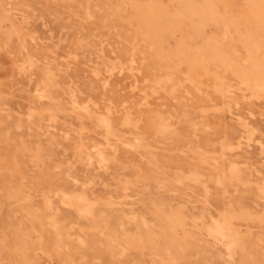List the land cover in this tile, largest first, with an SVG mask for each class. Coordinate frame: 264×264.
Masks as SVG:
<instances>
[{
  "label": "rangeland",
  "instance_id": "374dc122",
  "mask_svg": "<svg viewBox=\"0 0 264 264\" xmlns=\"http://www.w3.org/2000/svg\"><path fill=\"white\" fill-rule=\"evenodd\" d=\"M217 4L251 26L245 0ZM177 10L175 0H0V264H264V99L233 68L187 63L180 45L200 58L213 39L247 69L255 50L234 28L200 32ZM28 57L36 65L23 71ZM47 67L65 106L56 121L38 117L50 100L33 93ZM81 144L103 149L105 165H90ZM65 193H85L89 214L63 205ZM226 220L242 237L232 255L209 234Z\"/></svg>",
  "mask_w": 264,
  "mask_h": 264
},
{
  "label": "bare ground",
  "instance_id": "6f19581e",
  "mask_svg": "<svg viewBox=\"0 0 264 264\" xmlns=\"http://www.w3.org/2000/svg\"><path fill=\"white\" fill-rule=\"evenodd\" d=\"M175 1L177 2V5H178V10H177L178 12L177 13L179 15L185 17V18L190 19L191 21L192 20L194 22L196 21L197 22V30H199L200 32H202V31L205 32V27L207 25H210V24L223 25L225 27V29H227L229 31H231V28H234L236 34L238 35V40L240 41V43L245 47L250 46L252 49L255 50V54H256V55L252 56V58L250 59L251 60L250 68H248V69L243 68L234 60L233 56L230 53H227L221 47L222 45L221 46L219 45L218 41L216 42L215 40L210 39L205 44L204 47L202 46L201 48H199V49H202L201 53L203 54V57L200 56V58L194 57L191 50H188L187 48H185V46L180 45V47H181L180 50L185 49L187 52V55H188L187 63H189V64H192V63L200 64V63H203L207 60L213 66L219 65V66H223L226 68H233L235 75L240 79L241 86H243L244 88L246 87V89H248V90H251L253 95H256L257 97H261V98L263 97V99H264V0H245L246 14H245L244 18H245V20H247L246 22H248V23L251 22V24H250L251 26H247L244 23L241 24L240 23L241 21H239L237 18H232L231 16H229V14L222 13L219 9L218 4H217V0H175ZM238 18H240V17H238ZM4 23H5V20H0V25H1L2 29H3ZM242 25L243 26L246 25V27L244 26L245 30L241 29ZM2 29H1V31H2ZM7 29L8 30L4 29L5 30L4 32L7 33L9 37L11 35L17 33L16 30L11 25ZM18 34H19V32H18ZM228 34H229V32H228ZM230 34H231V32H230ZM8 40L9 39H7V41ZM34 65H36V62L34 61L33 57H28L23 62L21 69L23 71H30ZM131 67H133V66H131ZM116 68H117V66H116ZM130 70L134 71L133 68H131ZM205 70L209 71L210 69L207 68ZM120 71H122V70L120 69ZM56 77H57V75L49 67L44 68L43 73H42V79H41L40 83L37 85V87L34 88V90H33L34 97L37 99V101L41 102V100L43 101V99H45V98H47L51 101V103L49 101V104H47L46 106H42L41 112H39V113L37 112V114L39 115L38 117H40V115L42 116L43 114H45V115H48V119H50V118H51V120L55 119V121L58 119V113L61 111H64V107H65L64 106L63 108H61L57 103H53V98L50 97V87H51L52 83H54L56 81ZM170 80H171V78H170ZM162 81H163V79H162ZM179 84L181 85V83H179ZM220 85L223 88V85H224L223 82H221ZM230 88H231V86H228V89H226L227 90L226 93L231 92ZM174 90H172V91L174 92ZM72 98H73L72 99V105H73V108H75L77 101L75 100L74 94H73ZM63 105H65V104H63ZM28 111H27V113H28ZM30 111H31V109H30ZM83 111L89 115L91 114V111L89 110L88 106H84L83 108L81 107L80 109L77 110V112L80 115ZM31 115H32V113H31ZM97 125L105 129V131L107 133V135L105 137L106 144L109 146H112V144L110 143V137H112V135H113L112 134L113 127H112L110 118L108 116H102V117L98 118ZM95 126H96V124H95ZM163 127H164V129H167L169 126L167 124H163ZM83 129L84 128H81L80 130L83 131ZM79 149H80L81 153L87 154V159H88L90 165L92 164L93 159H96L97 164L105 165V162H106L105 151L103 149H101L97 144H92L90 146L89 145L85 146V144H81ZM113 151L115 152V149H113ZM194 178H195L194 180L197 181V179L199 178V175H196ZM15 193L27 195V193L22 188L17 189L15 191ZM27 196H29V195H27ZM60 202L63 205H68V206H71L72 208H74V210L81 217H86L89 214V212L91 210V206H92V203L89 202L85 193H80L78 195H73V196L65 193L63 195V198L60 199ZM45 204L47 205L48 209L54 210L53 201L51 198L45 199ZM174 217L177 220L182 221L184 219V215H183L182 210H178L177 212H175ZM54 220H55V218H53V221ZM209 234L211 236H213L218 242L224 244L230 255H232L234 253L235 248L238 245H240L241 240H242L240 233L238 231L234 230L230 220H228V221L226 220L224 223H215L214 225H212L209 228ZM24 235L25 234L22 232L21 229L16 231V238L18 241L23 240Z\"/></svg>",
  "mask_w": 264,
  "mask_h": 264
}]
</instances>
